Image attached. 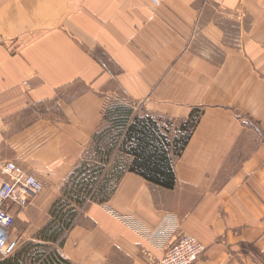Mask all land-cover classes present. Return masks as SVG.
Returning <instances> with one entry per match:
<instances>
[{
	"label": "crops",
	"instance_id": "crops-1",
	"mask_svg": "<svg viewBox=\"0 0 264 264\" xmlns=\"http://www.w3.org/2000/svg\"><path fill=\"white\" fill-rule=\"evenodd\" d=\"M112 99L192 123L188 143L168 147L172 186L115 150L128 163L115 190L78 205L65 186ZM0 139V166L44 184L0 264H25L27 248L33 264H151L181 232L205 247L194 264H264V0H0ZM65 196L74 225H48Z\"/></svg>",
	"mask_w": 264,
	"mask_h": 264
},
{
	"label": "trees",
	"instance_id": "trees-1",
	"mask_svg": "<svg viewBox=\"0 0 264 264\" xmlns=\"http://www.w3.org/2000/svg\"><path fill=\"white\" fill-rule=\"evenodd\" d=\"M103 114L102 130L94 135L95 154L85 158L72 171L70 180L73 181L74 186L72 192H67L70 198L78 205H83L87 198L98 202L106 201L109 193L116 188L110 181L117 182L120 173L124 172L128 164L121 158L112 161L113 153L117 149L133 156L129 164L130 171H136L159 184L172 186V157L168 151L171 143L163 133H160L156 120L150 115L140 116L134 113L131 102L119 100L110 101ZM188 138L189 133L179 136L175 142L174 154L178 155L182 152L188 143ZM70 203V199H59L55 202L51 208L54 220L48 225H54L55 220L58 219L64 229L72 227L77 209L70 206ZM68 206L70 207L65 210ZM43 264L75 263L63 259L60 255L52 254L51 259Z\"/></svg>",
	"mask_w": 264,
	"mask_h": 264
},
{
	"label": "built area",
	"instance_id": "built-area-1",
	"mask_svg": "<svg viewBox=\"0 0 264 264\" xmlns=\"http://www.w3.org/2000/svg\"><path fill=\"white\" fill-rule=\"evenodd\" d=\"M1 145L0 139V148ZM0 167V255L9 257L19 243L13 235L17 212L31 204L44 184L14 160H4ZM204 252L205 247L196 236L181 232L163 247L160 258L150 252L145 254L151 264H194Z\"/></svg>",
	"mask_w": 264,
	"mask_h": 264
},
{
	"label": "rangeland",
	"instance_id": "rangeland-1",
	"mask_svg": "<svg viewBox=\"0 0 264 264\" xmlns=\"http://www.w3.org/2000/svg\"><path fill=\"white\" fill-rule=\"evenodd\" d=\"M112 100L116 101V100H119V99H116V100L112 99ZM162 124L163 125L160 126L157 123V126L159 127L160 133H163L167 137V140L170 141L171 144H175V142H177L176 140H178L179 136L187 135L190 132V128L192 127L191 126L192 123H190V122H188L186 126L184 125V127H183V125H180L179 122L178 123L171 122V124H169V121H163ZM171 130L173 132L172 135L175 134L173 139L170 138L171 137L170 136V131ZM177 130H178V132H177ZM69 182H70V184L65 186L66 192H72V190H73V186H74L73 181L69 179ZM67 184H68V182H67ZM66 198L69 199V197L65 196L64 200H66ZM88 202L89 201H86L84 203V205H86ZM30 250H31L30 248L22 250L23 252H22V257L21 258L25 262V264H33L34 260L32 259V257L30 258L29 253H28ZM9 260H10V258H9Z\"/></svg>",
	"mask_w": 264,
	"mask_h": 264
}]
</instances>
